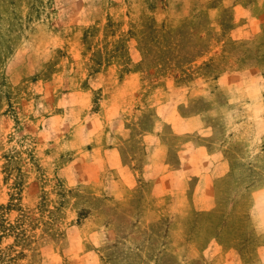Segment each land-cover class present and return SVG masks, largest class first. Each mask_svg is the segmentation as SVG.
Here are the masks:
<instances>
[{
    "label": "rangeland",
    "instance_id": "obj_1",
    "mask_svg": "<svg viewBox=\"0 0 264 264\" xmlns=\"http://www.w3.org/2000/svg\"><path fill=\"white\" fill-rule=\"evenodd\" d=\"M187 99L234 168L210 211L144 176ZM0 206L8 264H264V0H0Z\"/></svg>",
    "mask_w": 264,
    "mask_h": 264
},
{
    "label": "crops",
    "instance_id": "obj_2",
    "mask_svg": "<svg viewBox=\"0 0 264 264\" xmlns=\"http://www.w3.org/2000/svg\"><path fill=\"white\" fill-rule=\"evenodd\" d=\"M236 74H224L221 78L234 84L229 85L231 90L240 88L232 81ZM190 99L162 104L159 107L168 109V112L160 113L163 121H159L158 125H168L170 135L178 142H166L163 135L156 136V132L144 134L142 137L145 148L156 155L152 156L148 171L144 169V176L148 174V178H153L154 183L158 184L156 189L160 196L171 194L174 205H200L210 211L219 204L216 193L218 184L228 178L234 168L230 160L215 149L221 138L218 125L204 122L199 114H191ZM100 151L108 162H112L107 169L119 175L117 181L114 179L111 182L113 190L121 191L126 188L122 177L126 178L128 187L136 184L139 173L129 165L125 166L120 146H111Z\"/></svg>",
    "mask_w": 264,
    "mask_h": 264
},
{
    "label": "trees",
    "instance_id": "obj_3",
    "mask_svg": "<svg viewBox=\"0 0 264 264\" xmlns=\"http://www.w3.org/2000/svg\"><path fill=\"white\" fill-rule=\"evenodd\" d=\"M9 209H11L10 206H0V241L6 236H14L16 241L24 235V229L22 228L24 224L22 222L17 221V223H10L5 219V210ZM12 247H14V245H12L11 248ZM8 261L9 259L7 260L5 251L3 249H0V264H8Z\"/></svg>",
    "mask_w": 264,
    "mask_h": 264
}]
</instances>
